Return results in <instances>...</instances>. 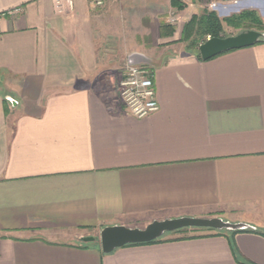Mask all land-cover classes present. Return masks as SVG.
<instances>
[{
  "label": "crops",
  "instance_id": "obj_1",
  "mask_svg": "<svg viewBox=\"0 0 264 264\" xmlns=\"http://www.w3.org/2000/svg\"><path fill=\"white\" fill-rule=\"evenodd\" d=\"M102 1L0 0V264H264V42L204 60L162 26L138 118L97 85ZM182 215L253 228L95 235Z\"/></svg>",
  "mask_w": 264,
  "mask_h": 264
},
{
  "label": "rangeland",
  "instance_id": "obj_2",
  "mask_svg": "<svg viewBox=\"0 0 264 264\" xmlns=\"http://www.w3.org/2000/svg\"><path fill=\"white\" fill-rule=\"evenodd\" d=\"M177 2L178 5L174 6L171 4V0L109 1L103 21L101 49H99L98 55V59L102 63V72L106 71L98 80L97 85L100 90L117 96L128 54L134 56L130 61L150 65L146 62L141 50L149 48L153 42L161 40L162 26L180 31L185 24L187 38L188 36L192 38L197 29L194 17L199 18L204 13L211 12L222 22L221 33L228 36L236 34L241 28L227 25L226 19L244 11H253L262 22L261 26L257 27L258 29H253L264 32V0H239L227 6L210 4L204 0H177ZM171 17L175 18V22H170ZM184 41L187 45L188 40ZM186 47L189 48V46ZM95 233V235H99L98 232Z\"/></svg>",
  "mask_w": 264,
  "mask_h": 264
},
{
  "label": "water",
  "instance_id": "obj_3",
  "mask_svg": "<svg viewBox=\"0 0 264 264\" xmlns=\"http://www.w3.org/2000/svg\"><path fill=\"white\" fill-rule=\"evenodd\" d=\"M260 40L264 41V32L247 29L224 37H208L198 46L201 59H208L229 49L251 46ZM134 57V56H132ZM129 60H131V58ZM132 62V61H131ZM183 228H209L217 231H240L253 228L244 222H231L219 216L182 215L164 219H154L143 227H129L121 224L104 226L98 236L100 249L109 253L127 244L145 243ZM94 240L93 236L84 238Z\"/></svg>",
  "mask_w": 264,
  "mask_h": 264
},
{
  "label": "built area",
  "instance_id": "obj_4",
  "mask_svg": "<svg viewBox=\"0 0 264 264\" xmlns=\"http://www.w3.org/2000/svg\"><path fill=\"white\" fill-rule=\"evenodd\" d=\"M57 11L71 8L73 0H52ZM123 1V0H119ZM194 1V0H184ZM208 3L227 6L239 0H204ZM96 5H102V0H95ZM170 22H175L171 17ZM209 37V36H208ZM133 54L126 56L124 73L119 82L118 100L126 111L135 117H144L158 109L155 88L153 83V71L150 65L142 62H131L129 60Z\"/></svg>",
  "mask_w": 264,
  "mask_h": 264
},
{
  "label": "trees",
  "instance_id": "obj_5",
  "mask_svg": "<svg viewBox=\"0 0 264 264\" xmlns=\"http://www.w3.org/2000/svg\"><path fill=\"white\" fill-rule=\"evenodd\" d=\"M177 0H171V4L176 6L177 4ZM196 24H197V29L194 32L195 36H193L192 38H187V34L185 33L186 30V25H183L182 28V34H183V39L184 40H188L187 45L189 46V48H194V49H198L199 44H201L202 42H204L207 39V36L209 37H224V35L221 33L223 30V26H222V22L218 19V17L211 13V12H206L204 13L202 16H200L199 18L194 17ZM227 25H231V26H235V27H240V31L241 30H247V29H253V28H257L259 26H261L262 22L261 19L253 12V11H244L241 12L238 15L232 16L228 19H226L225 22ZM258 29V28H257ZM203 36V37H202ZM202 37V38H200ZM260 42H264L262 40H260L257 43ZM197 57L200 59V55L198 54V50H197ZM203 230H213V229H209V228H183V229H179L170 233H182L185 234L188 231H203ZM238 231H232V233H235ZM169 234V233H166ZM165 234V235H166ZM164 236V235H163ZM162 236V237H163ZM195 235H184L181 236L180 238H190V237H194ZM149 241V242H145V243H153L156 241L161 240V238ZM145 243H134V244H127V245H137V244H145Z\"/></svg>",
  "mask_w": 264,
  "mask_h": 264
}]
</instances>
